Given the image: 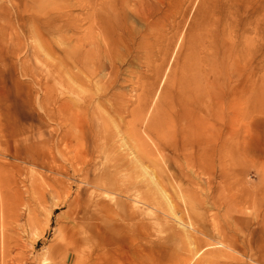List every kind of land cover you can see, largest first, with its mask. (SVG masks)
Wrapping results in <instances>:
<instances>
[{
    "label": "rangeland",
    "instance_id": "374dc122",
    "mask_svg": "<svg viewBox=\"0 0 264 264\" xmlns=\"http://www.w3.org/2000/svg\"><path fill=\"white\" fill-rule=\"evenodd\" d=\"M23 1L26 7L21 6L20 13L23 20L29 22L31 18H36L34 13L38 12L36 4H33L36 0ZM107 1L53 0L52 4L46 3L45 8L49 13L60 10L75 16V23L79 25L76 35L84 40L90 37L94 44L90 46L91 42L86 41V47L102 51L105 40L99 34L96 20L91 14ZM160 1L163 4L159 27L160 48L164 52L165 46L171 47L167 55L161 52L163 57L167 56L163 66L169 63L175 67V71L169 83H165V87L163 84V93L157 95L145 110H141L143 85L148 82L153 65L162 60H153L152 48L145 43L143 48L134 51L147 29L144 20L135 14L131 2L122 6L123 10L118 7L114 10L116 12L111 27L113 41L108 47V55L101 56L104 64L102 71L89 83L85 70H79L83 83L79 85L77 96L86 97L95 92L96 97L94 106L83 117L91 118L94 124L93 133L86 130L85 140L79 146L80 151L85 149L92 156L84 169L93 181L100 174L112 175L113 184L107 186L112 197L109 200L100 196V199L110 204L122 199L123 193L117 190L118 186L129 185L137 175L132 167L123 171L118 162L121 166L118 172L110 166L114 163L111 161V141L118 144L122 139L132 152L131 156L153 169L155 176L165 185L173 203L178 205L177 216L180 220L198 229L192 243L187 244L181 240H172L171 231L164 226H148L142 240L144 246L156 244L166 247L154 248L143 256L139 264H205L210 252L216 254L212 264H264V1L249 0L243 6L253 13L249 18L253 21L251 27L244 31L237 29L243 38L236 40L233 35L223 41L221 30H213L218 61L209 68L216 72L217 77L221 75L214 83L221 92L218 94L223 102L218 115L212 120L213 129H204L214 137L207 147L208 151L213 149L207 161L206 176L209 183L204 181L205 176L198 178L194 172L190 173L193 184L184 176L191 169L182 156L176 155L173 158L172 150L167 148L164 151L156 150L151 141L152 136L147 135L143 128L154 100L164 110L171 95H178V77L193 60L190 53L197 46L194 39L198 33L196 25L205 21L202 19L204 14L201 8L205 0ZM233 19L234 16L227 21ZM242 23L239 22V27ZM90 25L93 28L90 29ZM133 28L134 35L129 33ZM150 32L149 29L147 33ZM70 35L71 31L48 36L49 42L53 44L54 55L47 56V63L54 64L52 57L60 56L62 49L70 47L66 41ZM220 40L226 44L223 49ZM75 43L72 41L71 46L75 47ZM35 44L29 27L18 29L16 11L11 0H0V135L6 138V143L2 140L0 147H8L13 154L16 152L20 155L18 159L7 155L6 160L19 163L21 167V182L18 184L22 199L21 214H24L25 203H30L35 209V221L22 234L19 247L11 244L7 247L4 235L9 234V231H0V264H90L93 260L89 248L93 245L87 246L81 242L77 227L70 217V203L77 196L82 211L87 212L89 208L86 205L92 199L89 196L92 188L80 183L72 175L71 169L69 175H66L56 169L50 170L49 165H52L51 168L56 167L54 163H42L47 148L51 147L57 160L62 163L56 139L61 127L40 108L38 103L42 91L35 81L37 78L44 80L48 77L50 94L56 97L73 98L76 95L66 90L68 82L64 68L45 65L34 54ZM125 47H131V51L128 52ZM196 48L198 51L195 54L203 55L199 54V47ZM229 52L231 55H228ZM221 59L223 66L218 64ZM22 61L33 69L36 79L21 72ZM113 64L118 68L117 81L109 89H103L104 80L112 72ZM216 67L223 69L222 74ZM57 71L61 74L59 79L53 76ZM166 71L168 73L169 69ZM168 107L165 110L173 111L172 107ZM211 119L209 115L208 122ZM234 129L235 135L231 136ZM179 135L175 134L174 139H179L176 138ZM140 140L151 146L152 154H145ZM219 148L223 150L219 151ZM189 149L194 152L197 146L193 145ZM82 165L79 162L77 167ZM181 189L190 191L198 198H203L209 192L217 205L210 204L205 208L203 204H196L193 210H189L183 200L177 197ZM132 228V224L128 225L127 231ZM101 261L98 264H102ZM114 264L128 263L116 261Z\"/></svg>",
    "mask_w": 264,
    "mask_h": 264
},
{
    "label": "bare ground",
    "instance_id": "6f19581e",
    "mask_svg": "<svg viewBox=\"0 0 264 264\" xmlns=\"http://www.w3.org/2000/svg\"><path fill=\"white\" fill-rule=\"evenodd\" d=\"M44 1L46 0L33 2L38 9V12L34 13L36 18H31V21L26 22L20 13L21 6L26 7L25 2L23 0H11V4L16 11L18 29L29 27L31 38L36 43L33 47L34 54L41 58L45 65L54 68L62 66L64 68V76L68 82L66 90L75 94L76 97L59 98L50 94L48 88L49 78L45 77L44 80L41 78L36 79L33 69L27 67L23 61L21 62V72L24 75H30L31 79H36L35 82H37L38 87L42 91L38 103L40 108L49 119L55 120L61 127L56 139L58 152L63 159L62 163L57 160L52 147L47 148V154H44L42 163H54L56 167L51 168L52 165H49L50 170L56 169L66 175H69V170L71 169L73 171L72 175L76 176L80 183H85L92 188L89 195L92 199L86 205L89 208L87 212L82 211L77 196L74 197L72 204L70 203V217L77 227L81 242L87 244V246L89 244L93 245V247L89 248L91 249L89 252L91 256L93 254L92 257L90 256L93 260L90 264H98L99 260H103L101 261L102 264H114L116 261L139 264L143 256L153 251L154 248L164 249L165 245L154 244L145 247L142 242L146 234L145 228L153 224L168 228L171 231L170 238L172 240H181L191 244L192 238H194L198 229H195L192 224L180 220L177 216L178 205L173 203V198L167 193L165 185L155 176L153 169H149L147 165H144L136 157L131 156L132 152L129 151L130 149L126 147L127 145L122 139H120L118 144H115L114 140L111 141V153L113 154L111 161L113 160L115 164L112 163L110 166L114 168L115 172H118L121 166L123 171L132 167L137 175L135 181L129 183V185L118 186L117 190L123 193L122 199H118L112 204L99 198L100 196H105L109 200L111 199L112 196L108 192L107 186L111 183L113 184L112 175L105 176L100 174L99 178L95 180L96 182L89 179L84 166L92 159V156L88 154L87 150L80 151L79 149V146L85 140L86 130L90 134L93 133V120L91 118L83 119V117L87 110L94 106L93 102L96 101L95 92H91L86 97L80 98L77 96L79 85L83 83L79 70L83 68L88 82L92 83L94 78L104 68L101 56L102 54L103 56L108 55V47L112 45V17L117 7L123 10L122 6H127L131 2V5H134L135 14L144 20L147 31L151 30L150 33L145 32L146 35L142 36L143 40H140L135 45L134 51L143 48V43H145L147 47L152 48L151 50L154 53L153 60L156 61L159 58L162 60L153 65V69L148 76V82L143 85L142 111L149 106V103L157 95L163 93V90H161L163 84V87H165V83H169L174 77L172 73L175 71V67L169 63L166 67L163 66V60L167 57V52H170L171 47L165 46L164 52L160 48L161 32L159 27L161 24L162 2L160 0H108L104 5L102 3L101 8L98 10L94 9L91 16L96 20L99 34L105 40V48L102 51H93L95 49L87 48L85 45L86 41H88L91 42L90 46H93L94 41H91L90 37H86L84 40V38L82 39L76 35L79 25L75 23V16L65 14L63 11L60 12V10L49 13L45 5L46 3L52 4L53 0L50 2ZM99 1L102 2V0ZM248 2L249 0L204 1L201 8L204 14L202 19H205V21H201L198 25L195 23L198 30L197 35L194 36L197 46H194L190 53V57L193 60L188 63L187 68L184 67L178 77L180 83V90L177 91L178 95H171V99L166 103L164 110L154 100L153 107L148 114V121H146L143 128L147 135L150 134L152 136L151 141L156 150L164 151L167 148L172 150L173 158L176 155L182 156L185 164L191 169L184 173L190 184L191 182L193 184L190 173L194 172L198 178L205 176L204 181L209 183L208 176H206V174L208 175L207 161L213 149L208 151L207 147L213 142L214 137L212 133H207L204 129H213L212 120L218 115V109L222 108L223 102L220 97L221 92L216 89V84L214 83L221 78V75L217 77L215 75L216 72L214 73L209 68L218 61L213 30H221L223 41L233 35L236 40H239L242 34L240 31L237 33V29L241 31L247 30L253 23L249 19L253 14L252 11H248L243 7ZM232 16H234V19L228 22L227 19ZM243 18H245V21ZM240 21L243 23L239 27ZM89 28L91 29L93 26L90 25ZM69 31H71V35L66 41L70 47L62 49L60 56L52 57L54 64L47 63V56L54 55L53 44L49 42L48 36L52 33L57 36ZM134 32V28L129 31L133 35ZM222 40L220 41L222 42ZM72 41L76 42L75 47L71 46ZM225 46L226 44L222 42V49ZM196 47H199V54L202 53L203 55L197 56L195 54L198 51ZM127 51L130 52L131 47H128ZM161 52L166 55L163 57ZM228 55H231L230 52ZM133 57L136 58V55H133ZM218 64L223 66V60L221 59ZM73 68H76L77 71L75 72ZM168 69L169 72L167 73L166 70ZM216 69L222 74L223 69L218 67ZM111 71L107 77L105 76L103 89L104 87L109 89L117 81L118 68L115 64L111 66ZM53 76H57L59 79L61 74L59 75L57 71L56 75L54 74ZM207 97L212 99L209 100ZM168 106L172 107L173 111L165 110L169 108ZM93 112L94 110H92V115ZM209 115H211L212 119L208 122L207 118ZM168 125L170 126L167 127ZM233 128H235V124H233ZM177 133H180L176 137L179 139H174L173 136ZM232 135H235V129L231 133ZM2 137L3 135H0V142L4 140V143H6V138ZM140 145L144 147L145 154H152L151 146L142 140H140ZM193 145L197 146L194 152L189 149ZM223 148L218 150L222 151ZM7 155L17 159L20 158L18 153L15 152L13 154L8 147H0V231L1 233H3L4 229L9 231V234L6 233L4 235L7 247H9V244L13 247H19L22 234L28 231L35 221V209L30 203H25L24 214H21L22 199L18 191V184L21 182L19 179L21 167L19 163L8 162L6 160ZM35 158L34 156L33 159ZM79 162L83 163V165L77 167ZM179 192L177 197L183 200L189 210H193L196 204H203L205 208H207L206 205H217V201L214 200L213 196H210L209 192L203 198L193 196L188 190L181 189ZM82 212L83 215L80 216ZM20 219H22L21 222ZM130 224H132L133 228L127 231V227ZM224 245L226 246V244ZM190 250L193 252V249L190 248ZM208 255L204 263L212 264L216 254L210 252Z\"/></svg>",
    "mask_w": 264,
    "mask_h": 264
}]
</instances>
